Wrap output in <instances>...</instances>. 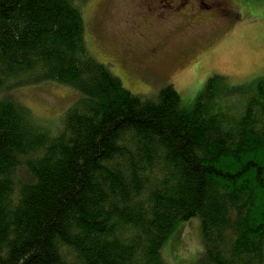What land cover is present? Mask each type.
I'll use <instances>...</instances> for the list:
<instances>
[{
  "label": "trees",
  "instance_id": "16d2710c",
  "mask_svg": "<svg viewBox=\"0 0 264 264\" xmlns=\"http://www.w3.org/2000/svg\"><path fill=\"white\" fill-rule=\"evenodd\" d=\"M0 0V264H168L200 218L195 264H264V76L128 89L89 47L80 2ZM79 98L51 128L13 91Z\"/></svg>",
  "mask_w": 264,
  "mask_h": 264
},
{
  "label": "rangeland",
  "instance_id": "374dc122",
  "mask_svg": "<svg viewBox=\"0 0 264 264\" xmlns=\"http://www.w3.org/2000/svg\"><path fill=\"white\" fill-rule=\"evenodd\" d=\"M226 2V7L210 0L80 4L89 47L128 89L153 96L172 84L190 104L215 74L227 76L230 84L264 76V0ZM13 95L47 128L79 98L55 81L20 86ZM203 249L200 218H193L179 225L163 255L168 264H195Z\"/></svg>",
  "mask_w": 264,
  "mask_h": 264
},
{
  "label": "flooded vegetation",
  "instance_id": "af4514ba",
  "mask_svg": "<svg viewBox=\"0 0 264 264\" xmlns=\"http://www.w3.org/2000/svg\"><path fill=\"white\" fill-rule=\"evenodd\" d=\"M170 1H172V2H178L179 0H170ZM211 2H213V5L214 6H217V4H219V3H222V1H223V5H224V7H226V5H227V2H226V0H210ZM187 3V2H186ZM163 7H164V5H163ZM156 8V7H155Z\"/></svg>",
  "mask_w": 264,
  "mask_h": 264
}]
</instances>
